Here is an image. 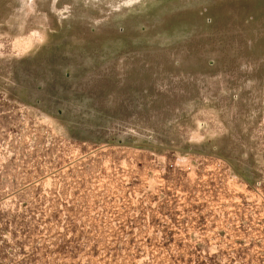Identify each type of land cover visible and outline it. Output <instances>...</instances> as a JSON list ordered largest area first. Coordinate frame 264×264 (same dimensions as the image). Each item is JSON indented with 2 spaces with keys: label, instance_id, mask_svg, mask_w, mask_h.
<instances>
[{
  "label": "rangeland",
  "instance_id": "1",
  "mask_svg": "<svg viewBox=\"0 0 264 264\" xmlns=\"http://www.w3.org/2000/svg\"><path fill=\"white\" fill-rule=\"evenodd\" d=\"M0 264H264V0H0Z\"/></svg>",
  "mask_w": 264,
  "mask_h": 264
}]
</instances>
